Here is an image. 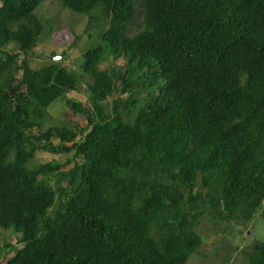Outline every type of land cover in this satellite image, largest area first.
I'll use <instances>...</instances> for the list:
<instances>
[{
    "label": "trees",
    "instance_id": "1",
    "mask_svg": "<svg viewBox=\"0 0 264 264\" xmlns=\"http://www.w3.org/2000/svg\"><path fill=\"white\" fill-rule=\"evenodd\" d=\"M43 1L0 0V264H186L202 218L264 220V0H58L103 18L77 70L29 63Z\"/></svg>",
    "mask_w": 264,
    "mask_h": 264
},
{
    "label": "rangeland",
    "instance_id": "2",
    "mask_svg": "<svg viewBox=\"0 0 264 264\" xmlns=\"http://www.w3.org/2000/svg\"><path fill=\"white\" fill-rule=\"evenodd\" d=\"M36 14L44 19V28L34 48L37 55L29 60L32 68H38L50 62V59L52 60L51 54L55 53V56L61 55L58 61H61L63 65L69 69L77 70L81 64L82 54L100 42L98 31L103 26V18L100 14L93 15L91 20L89 14L74 12L63 6L58 0L41 2L36 9ZM141 24L142 16L138 13L129 24V28L132 31L138 30ZM110 60L109 58L103 61V66L108 67L122 63L120 58L115 61ZM86 96L87 93L84 88L74 93V97L80 100L87 99ZM111 98L112 96L108 98V101ZM47 111L53 122H70L72 127L76 124L82 126L86 121L83 115L71 116V113H68L64 98L52 103ZM71 156L72 152L52 153L40 150L36 154V160L39 162L55 160L59 163H65L67 159H71ZM71 165H73V161L67 163L66 167ZM233 223L224 222V229L221 230L213 225L210 220L202 218L199 230L203 237V243L199 248V253H194L186 264H244L243 253L239 249L244 251L249 248V244L252 242H264L263 216L260 211H257L247 227ZM8 239L15 244L13 236ZM16 245L21 247L23 244L17 243ZM229 246H232L233 250H230Z\"/></svg>",
    "mask_w": 264,
    "mask_h": 264
},
{
    "label": "clouds",
    "instance_id": "3",
    "mask_svg": "<svg viewBox=\"0 0 264 264\" xmlns=\"http://www.w3.org/2000/svg\"><path fill=\"white\" fill-rule=\"evenodd\" d=\"M57 56H60V57H61V55H57ZM55 57H56V56H54V59H56ZM59 59H60V58H59ZM59 59H56V60H59Z\"/></svg>",
    "mask_w": 264,
    "mask_h": 264
},
{
    "label": "water",
    "instance_id": "4",
    "mask_svg": "<svg viewBox=\"0 0 264 264\" xmlns=\"http://www.w3.org/2000/svg\"><path fill=\"white\" fill-rule=\"evenodd\" d=\"M55 58H56V59H59V58H60V56H56Z\"/></svg>",
    "mask_w": 264,
    "mask_h": 264
}]
</instances>
